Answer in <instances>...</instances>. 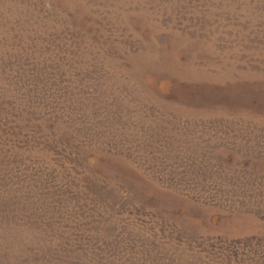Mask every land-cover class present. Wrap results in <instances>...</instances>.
I'll return each instance as SVG.
<instances>
[{
	"label": "rangeland",
	"instance_id": "obj_1",
	"mask_svg": "<svg viewBox=\"0 0 264 264\" xmlns=\"http://www.w3.org/2000/svg\"><path fill=\"white\" fill-rule=\"evenodd\" d=\"M0 264H264V0H0Z\"/></svg>",
	"mask_w": 264,
	"mask_h": 264
}]
</instances>
